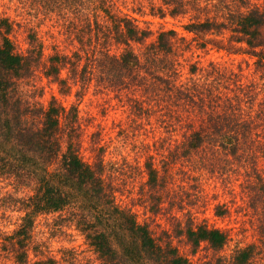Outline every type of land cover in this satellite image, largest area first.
<instances>
[{
	"label": "trees",
	"instance_id": "trees-1",
	"mask_svg": "<svg viewBox=\"0 0 264 264\" xmlns=\"http://www.w3.org/2000/svg\"><path fill=\"white\" fill-rule=\"evenodd\" d=\"M41 1L84 16L77 39L86 56L83 66L79 61L84 55L79 52L77 60L61 51L49 57L46 73L61 84L60 91L70 94L73 85L80 83L87 89L96 81L100 89L126 95L128 101L148 102L149 110L160 112L169 128H177L176 121H181L185 131L177 145L178 157L224 181L234 200L236 187H241L259 238L244 246L236 244L229 255L223 254L233 239L230 230L199 217L194 200L186 205L173 196L170 163L145 164L147 184L156 199L150 210L159 214L167 202L169 228L158 233L133 208L120 203L112 173L107 177L105 148L100 146L89 160L72 140L78 107L65 106L53 97L47 107L35 108L21 95L22 80L31 77L42 61L43 41L37 32H30L27 50H18L12 38L14 23L5 18L0 20V172L22 184L27 194L16 200L20 216L10 223L14 228L0 222V264L6 258L12 264L62 263L44 248L41 238L37 240L36 221L42 214H59L68 224L76 222L97 255V263L87 264H192L174 244L175 236L181 235L195 250L203 242L213 249L208 264H255L264 251V101L259 120L246 117L239 104L254 101L253 84L243 82L242 71L215 60L206 67L194 62L192 72L197 70L199 77L190 82L175 84L170 78L176 72L175 47L188 43L185 33H189L202 50L211 46L254 57L264 93V0H163L167 11L162 15L175 18L188 13V8L193 14L182 25V33L162 28L150 42L151 28L143 27L135 16L120 15L110 0ZM116 45L121 48L118 53L112 50ZM67 66L69 74L61 77ZM67 131L70 138L65 142L62 135ZM203 196L201 187L196 197ZM214 210L222 217L231 209L225 202L215 204Z\"/></svg>",
	"mask_w": 264,
	"mask_h": 264
},
{
	"label": "rangeland",
	"instance_id": "rangeland-1",
	"mask_svg": "<svg viewBox=\"0 0 264 264\" xmlns=\"http://www.w3.org/2000/svg\"><path fill=\"white\" fill-rule=\"evenodd\" d=\"M111 1L116 3L121 11L120 15L135 16L143 27L151 28L153 34L150 35L148 42L155 39L157 32L162 28H176L182 33L184 31L182 25L188 23L193 14V10L188 8V13L175 18L162 15L167 11L163 0ZM63 8L46 6L41 0H0V20L8 18L9 22L14 23L12 38L18 50H27L30 32H37L43 41L42 61L35 67L33 75L22 80L20 84V92L26 102L35 108L42 105L47 107L49 101L57 97L65 106L75 104L80 115L78 127L72 137L75 146L89 160L96 157L100 146L105 148L107 177L112 173L118 189V200L123 205L133 208L141 221H149L158 233L162 231L161 228L170 227L167 219V202L159 214H154L150 210L156 201L147 184L148 175L145 168L147 161H152L159 167L170 163L173 196L185 200L186 205L188 201L194 200L196 207H199V217L206 218L212 225L230 230L233 239L222 251L223 254L229 255L236 244L244 246L258 241L257 222L252 220L251 211L246 206L247 202L241 197V187H236L237 195L234 200V196L228 193L224 181L201 167L198 168L197 163L191 164L185 162L187 159L178 157L177 145L184 138L182 132L185 131L181 121H176L180 124L177 128H169L160 119V112L149 110L152 107L148 102H136L132 99L128 101L126 95L121 97V94L117 95L114 91L100 89L96 81L87 89L80 83L73 85L70 94L60 91L61 84L46 73L50 64L49 57L57 51L68 54L73 60H77V52L84 55L83 44L77 40L80 36L78 34L82 35L79 29L84 16L76 17L75 13ZM185 34L189 42L177 44L172 57L176 63V72L172 73L170 78L172 83L183 84L199 77L197 70L192 72L194 62L200 67H206L210 60H215L235 71H242L243 82L254 86L255 99L251 101L252 103L245 101L239 106L245 111L246 117L259 120L257 116L263 107L264 93L259 89L261 72L257 71L255 58L247 53L233 54L211 49L210 45L209 49L202 50L191 40L192 34ZM112 50L115 53L120 52V45L114 46ZM85 61L84 55L79 61L81 67ZM66 68L61 71V77L69 74V68ZM63 88L65 92L69 90L67 85ZM221 90L229 93L225 88ZM243 92L245 93L244 90ZM32 119L33 115L30 116V120ZM64 123L62 119V124ZM69 138L68 131L62 135L65 142ZM201 187L204 196L196 197ZM26 194L22 184L0 172V222H7L6 228L13 229L14 225L10 223L18 222L20 213L15 209L20 204L16 200ZM159 200L161 199L157 202ZM225 202L231 209L230 214L216 216L215 204ZM67 224V219L59 214L40 215L35 227L37 240L41 238L44 248L50 249L52 255L62 260L61 264H87L92 261L97 263L96 253L86 236L78 230L76 222ZM173 241L192 264H208L214 255L213 249L205 242L195 250L183 235L175 236ZM262 252L255 258V264H264ZM4 262L12 264L9 258Z\"/></svg>",
	"mask_w": 264,
	"mask_h": 264
}]
</instances>
